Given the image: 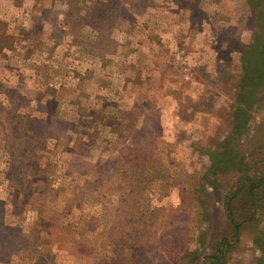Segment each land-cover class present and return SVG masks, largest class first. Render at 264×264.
<instances>
[{
  "label": "rangeland",
  "instance_id": "1",
  "mask_svg": "<svg viewBox=\"0 0 264 264\" xmlns=\"http://www.w3.org/2000/svg\"><path fill=\"white\" fill-rule=\"evenodd\" d=\"M259 10L0 0V264H187L179 255L198 246L199 226L211 247L241 174H208L209 221L195 187L207 146L231 130ZM251 115L236 153L256 170L264 97ZM262 254L244 233L228 262Z\"/></svg>",
  "mask_w": 264,
  "mask_h": 264
},
{
  "label": "trees",
  "instance_id": "2",
  "mask_svg": "<svg viewBox=\"0 0 264 264\" xmlns=\"http://www.w3.org/2000/svg\"><path fill=\"white\" fill-rule=\"evenodd\" d=\"M257 5L261 8L254 22L257 28L249 45L242 49V67L232 105L231 130L224 139L207 146L206 154L210 163L195 187L200 221L212 219L215 210L212 193L206 187L208 174L241 175L235 188L229 190L223 198L222 230L218 232L216 242L211 247L206 246L209 232L199 226L200 233L195 240L198 246L193 250L189 246L184 248L178 263L187 258V264H229V255L238 248L245 233L263 251L262 255L256 257L254 264H264V227L258 215L264 209V152L256 170L248 168V163L236 153L241 137L252 119L253 106L264 97V0H249L252 10Z\"/></svg>",
  "mask_w": 264,
  "mask_h": 264
}]
</instances>
